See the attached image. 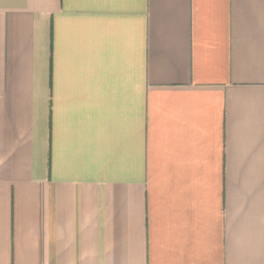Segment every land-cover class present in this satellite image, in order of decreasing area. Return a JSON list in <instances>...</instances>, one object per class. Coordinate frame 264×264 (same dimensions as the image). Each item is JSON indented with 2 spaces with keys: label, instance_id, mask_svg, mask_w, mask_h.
<instances>
[{
  "label": "crops",
  "instance_id": "0c3cea01",
  "mask_svg": "<svg viewBox=\"0 0 264 264\" xmlns=\"http://www.w3.org/2000/svg\"><path fill=\"white\" fill-rule=\"evenodd\" d=\"M0 264H264V0H0Z\"/></svg>",
  "mask_w": 264,
  "mask_h": 264
}]
</instances>
